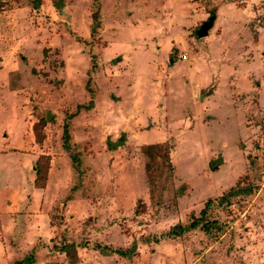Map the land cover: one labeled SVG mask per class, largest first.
Segmentation results:
<instances>
[{"label":"rangeland","instance_id":"obj_1","mask_svg":"<svg viewBox=\"0 0 264 264\" xmlns=\"http://www.w3.org/2000/svg\"><path fill=\"white\" fill-rule=\"evenodd\" d=\"M208 201L209 234L166 236ZM24 258L264 264V0H0V264Z\"/></svg>","mask_w":264,"mask_h":264},{"label":"trees","instance_id":"obj_2","mask_svg":"<svg viewBox=\"0 0 264 264\" xmlns=\"http://www.w3.org/2000/svg\"><path fill=\"white\" fill-rule=\"evenodd\" d=\"M96 14L94 15V22L92 24V32H91V35L94 37V34H95V27L96 26H99L98 22L100 20V17H99V14H98V9L96 10ZM94 56H92V60H94ZM96 65L93 61V66ZM91 103L90 105H88L86 108L89 109L90 108ZM79 109V108H78ZM46 119L45 118H42L39 123H41L43 126H44V123H46ZM40 126V125H39ZM62 139L64 138V144L68 145V142H69V138H70V135H69V129H68V125L65 124L63 125V132H62ZM66 145V146H67ZM42 159H46L45 157H40L37 162H36V165H35V174H36V183L37 185L40 184L39 181H42L43 180V175H42V165H43V162H41ZM242 181L238 182L233 188H231L230 190H228L221 198H220V201H226L228 200L229 198L231 197H234V196H238V195H241V194H244V195H249V194H252L253 192V188L251 187V185L249 184H241ZM211 204V201H208L204 208L200 211L199 213V217H193L191 222L185 226H176L174 228V230H170L169 233L166 234V236H170V237H176L178 235H182L184 233H187L189 231H193L195 229H198L199 227L202 228V230L206 233V234H209L210 233V230H211V226L213 225L212 222L206 220V215H207V211L209 209V205ZM30 261V258L29 259H21V260H18L16 261L14 264H29Z\"/></svg>","mask_w":264,"mask_h":264},{"label":"water","instance_id":"obj_3","mask_svg":"<svg viewBox=\"0 0 264 264\" xmlns=\"http://www.w3.org/2000/svg\"><path fill=\"white\" fill-rule=\"evenodd\" d=\"M213 17H211L209 20H207L198 30L197 36L198 37H205L208 33V30L210 29L212 25Z\"/></svg>","mask_w":264,"mask_h":264}]
</instances>
